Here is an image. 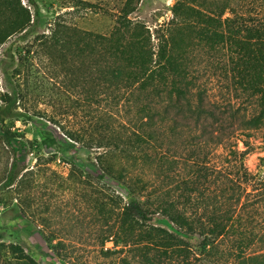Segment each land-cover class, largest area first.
Wrapping results in <instances>:
<instances>
[{
  "label": "trees",
  "instance_id": "1",
  "mask_svg": "<svg viewBox=\"0 0 264 264\" xmlns=\"http://www.w3.org/2000/svg\"><path fill=\"white\" fill-rule=\"evenodd\" d=\"M27 2L0 0V47L15 35L26 39L36 30L41 9L37 0ZM228 10L233 11L230 17L225 16ZM172 11V20L158 37L157 52L149 28L129 19L130 11L119 15L109 35L56 22L49 49L62 65L69 61L75 65L81 59V69H76L94 88L134 96L135 130L128 133L107 125L98 166L89 168L88 175L118 185L127 198L117 196L121 201L117 243L161 245L166 257H176L182 264H242L251 252L264 249V177L252 173L231 148L214 162L208 153L202 159L195 153L192 166L182 173L172 137L181 139L187 133L192 137L189 142L201 150L209 145L226 149L239 130L264 129V23L244 19L229 0H177ZM203 49L209 55L226 53L224 62L216 66L249 98L258 99V111L245 113L239 126L228 124L238 111L225 113L206 103L208 88L198 85L196 74ZM17 55L11 44L0 60L10 85L3 88L0 77V191L11 189L19 197L33 171L24 158L38 151L39 144L25 141L10 124L18 119L21 107V90L9 72ZM70 137L79 141L74 134ZM164 173L161 195L154 183ZM152 193L157 196L148 203ZM104 200L108 208L112 198L107 195ZM0 204L8 205L2 198ZM20 205L18 200L14 207ZM156 213L167 217L176 232L146 226ZM196 238L200 242L194 246L191 240ZM10 249L15 257L23 253L18 244H10ZM26 259L25 264H36Z\"/></svg>",
  "mask_w": 264,
  "mask_h": 264
},
{
  "label": "rangeland",
  "instance_id": "2",
  "mask_svg": "<svg viewBox=\"0 0 264 264\" xmlns=\"http://www.w3.org/2000/svg\"><path fill=\"white\" fill-rule=\"evenodd\" d=\"M79 1L37 0L41 17L36 30L26 39L15 35L0 47V60L11 44L18 53V61L9 72L21 90V107L18 119L10 124L25 141L39 144L38 151L27 153L24 158L33 171L28 186L22 189L23 195L18 197L11 189L0 191V198L8 203L5 207L0 204V230L6 228L0 244V264H25L26 257L36 264H182L176 257H166L161 245L143 248L118 244L121 201L117 196L123 195L125 201L127 198L118 185L96 176L88 178L89 168L98 166L97 156L104 150L100 146L107 125L116 130L123 127L128 133L135 130L131 124L137 115L134 96L126 91L103 92L94 88L76 69H81V59L75 65L71 61L62 65L57 54H51L49 49L56 22L109 35L119 15L130 11L129 19L149 28L157 52L158 37L172 20L177 0ZM229 1L232 10H238L244 19L264 23V0ZM23 2L28 4L27 0ZM232 12L228 10L225 16H232ZM42 36L48 38L39 39ZM201 53L196 60V74L200 77L198 85L208 88L207 105L222 108L225 113L238 111L228 124L239 126L245 113L249 116L258 111L257 97L249 98L216 66L224 62L226 53L217 52L213 57L204 49ZM0 77L2 87L9 89L1 61ZM71 134L79 141L72 139ZM172 139L180 156L177 168L182 173L192 166L195 153L199 159L208 153L214 162L220 158L218 154L224 156L231 148L252 173L264 177V129L239 130L233 145L226 149L209 145L201 150L189 142L192 137L187 133L181 139ZM51 140L54 143L50 144ZM155 178L154 190L162 195L165 173ZM152 194L146 198L148 203L157 196ZM107 195L112 198L108 208L103 204ZM18 200L22 203L19 209L14 207ZM146 226L176 232L175 225L160 213L151 215ZM191 242L197 246L200 239ZM10 244H18L22 255L15 257ZM241 263L264 264V249L251 252Z\"/></svg>",
  "mask_w": 264,
  "mask_h": 264
}]
</instances>
